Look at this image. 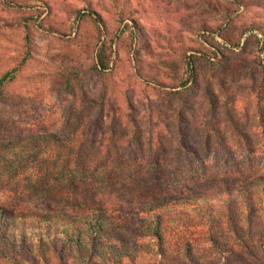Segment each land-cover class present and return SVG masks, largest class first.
I'll return each mask as SVG.
<instances>
[{
    "label": "trees",
    "instance_id": "16d2710c",
    "mask_svg": "<svg viewBox=\"0 0 264 264\" xmlns=\"http://www.w3.org/2000/svg\"><path fill=\"white\" fill-rule=\"evenodd\" d=\"M125 1L110 0L122 27L118 38L144 45L146 35L128 18ZM82 18L93 23L101 42L103 19L92 11L74 12V19ZM24 30L23 56L0 74V101L32 56L28 23ZM171 49L181 54L188 77L170 87L185 88L194 56L180 46ZM113 54L112 42L102 41L91 67L57 71L58 85L50 91L72 96L64 135L0 139V188L14 185L20 195L45 202L42 210L0 203V264H264V173H226L218 182L199 177L194 190L186 185L174 193L176 180L194 177L188 165L199 157L183 139L185 113H176L173 155L161 149L155 132L161 122L154 124V114L146 119L149 152L136 155L132 147L141 138L131 105L126 110L112 102L106 84L98 101L85 92L89 77L110 79ZM184 94L174 92L180 100ZM107 103L108 126L98 142L93 129Z\"/></svg>",
    "mask_w": 264,
    "mask_h": 264
},
{
    "label": "rangeland",
    "instance_id": "374dc122",
    "mask_svg": "<svg viewBox=\"0 0 264 264\" xmlns=\"http://www.w3.org/2000/svg\"><path fill=\"white\" fill-rule=\"evenodd\" d=\"M125 2L128 18L146 35L144 45L130 36L118 38L122 27L110 0H0V74L23 56L26 23L33 42L27 67L0 101V139L27 133L64 135L72 96L50 91L58 85L55 75L66 65L91 67L105 41L112 42L114 50L110 79L89 77L85 92L98 101L106 84L112 102L126 110L131 105L141 138V145L132 147L136 155L149 152L150 114L154 124L161 122L155 132L164 143L162 151L173 155L178 145L176 113H185L183 139L199 157L188 165L194 177L176 180L174 193L186 190V185L194 190L199 177L218 182L226 173L263 174L264 0ZM76 11H92L103 19L101 42L91 21L74 19ZM252 26L260 29L250 30ZM231 42L238 45L232 47ZM175 46L194 56V71L185 88L170 87L188 77L181 54L171 49ZM174 92H184V99ZM105 110L93 129L98 142L108 126V103ZM13 186L0 188V203L44 209L42 199L20 195Z\"/></svg>",
    "mask_w": 264,
    "mask_h": 264
}]
</instances>
